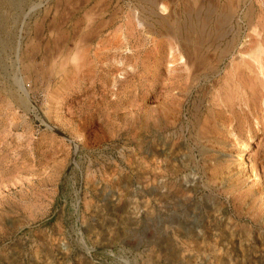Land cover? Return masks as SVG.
<instances>
[{"label": "rangeland", "instance_id": "374dc122", "mask_svg": "<svg viewBox=\"0 0 264 264\" xmlns=\"http://www.w3.org/2000/svg\"><path fill=\"white\" fill-rule=\"evenodd\" d=\"M0 264H264V0H0Z\"/></svg>", "mask_w": 264, "mask_h": 264}, {"label": "bare ground", "instance_id": "6f19581e", "mask_svg": "<svg viewBox=\"0 0 264 264\" xmlns=\"http://www.w3.org/2000/svg\"><path fill=\"white\" fill-rule=\"evenodd\" d=\"M151 3H154L153 1H150ZM232 4V3H231ZM211 14V12H209ZM227 19V18H226ZM165 136V135H164ZM248 148L247 144H244L243 149L246 150Z\"/></svg>", "mask_w": 264, "mask_h": 264}, {"label": "built area", "instance_id": "2783aa9c", "mask_svg": "<svg viewBox=\"0 0 264 264\" xmlns=\"http://www.w3.org/2000/svg\"><path fill=\"white\" fill-rule=\"evenodd\" d=\"M73 147H75V145H73Z\"/></svg>", "mask_w": 264, "mask_h": 264}]
</instances>
